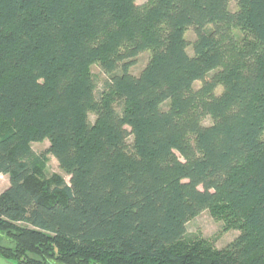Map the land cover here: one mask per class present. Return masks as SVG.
Listing matches in <instances>:
<instances>
[{"label":"trees","instance_id":"obj_1","mask_svg":"<svg viewBox=\"0 0 264 264\" xmlns=\"http://www.w3.org/2000/svg\"><path fill=\"white\" fill-rule=\"evenodd\" d=\"M263 132L264 0H0L8 261L264 264ZM205 209L240 230L224 247L188 235Z\"/></svg>","mask_w":264,"mask_h":264},{"label":"rangeland","instance_id":"obj_2","mask_svg":"<svg viewBox=\"0 0 264 264\" xmlns=\"http://www.w3.org/2000/svg\"><path fill=\"white\" fill-rule=\"evenodd\" d=\"M148 0H137L139 4H142ZM230 8L235 10L237 8V0H230ZM197 34L193 28H189L186 31V38L189 43L188 50L192 54V42L196 39ZM151 56V51L142 52L138 58L137 62L134 66L131 67V72L134 74H138L144 66L147 64ZM92 72L96 78L99 93L105 84V81L109 78V75L104 72L101 65L99 63H94L92 65ZM199 83H196V86H199ZM221 87L219 91H221ZM94 116H91L93 120ZM205 124H211L212 118L210 116L204 117L203 119ZM264 139V132L262 134ZM50 146L49 139H44L41 141L32 142L33 150L41 155L44 159L45 168L47 172V176H53L57 174L62 177L67 183L70 182V173L61 166L59 161L55 158L54 155L48 152V148ZM9 186V175L8 174H0V195L5 191V189ZM224 220L215 216V213L211 209H205L200 214L192 218L187 225L188 235H198L208 237L211 240L215 241L217 247L221 248L231 242L239 233L240 230L237 228H231L229 230H224ZM3 234L0 236V242L5 244H12V242Z\"/></svg>","mask_w":264,"mask_h":264},{"label":"water","instance_id":"obj_3","mask_svg":"<svg viewBox=\"0 0 264 264\" xmlns=\"http://www.w3.org/2000/svg\"><path fill=\"white\" fill-rule=\"evenodd\" d=\"M0 264H14L10 261H8L6 258L0 256Z\"/></svg>","mask_w":264,"mask_h":264}]
</instances>
